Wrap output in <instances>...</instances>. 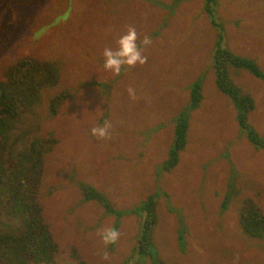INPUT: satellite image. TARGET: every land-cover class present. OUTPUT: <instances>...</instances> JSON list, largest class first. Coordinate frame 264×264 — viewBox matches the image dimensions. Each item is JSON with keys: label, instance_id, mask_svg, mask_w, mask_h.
Segmentation results:
<instances>
[{"label": "rangeland", "instance_id": "obj_1", "mask_svg": "<svg viewBox=\"0 0 264 264\" xmlns=\"http://www.w3.org/2000/svg\"><path fill=\"white\" fill-rule=\"evenodd\" d=\"M216 15L226 48L264 72V0H217ZM214 20L205 0H0V81L22 60L57 77L9 141L16 153L33 139L55 141L39 189L58 247L52 264H264V240L239 224L246 202L264 215V150L247 140L234 104L217 89ZM129 27L138 44L150 37L147 62L113 76L102 53L115 50ZM228 78L253 101L246 123L264 139V82L233 67ZM194 85L201 99L189 110ZM55 97L62 99L52 114ZM182 112L186 142L168 171ZM105 121L111 138L92 137ZM81 187L99 192L105 209L122 217L85 201ZM148 199L155 224L140 243ZM106 228L120 234L108 246L99 235Z\"/></svg>", "mask_w": 264, "mask_h": 264}, {"label": "trees", "instance_id": "obj_2", "mask_svg": "<svg viewBox=\"0 0 264 264\" xmlns=\"http://www.w3.org/2000/svg\"><path fill=\"white\" fill-rule=\"evenodd\" d=\"M217 0H205V10L215 24L217 22ZM219 25L218 41L214 46L212 67L215 73L217 89L234 104L236 121L246 130L247 140L255 147L264 150V139L256 136L246 123V116L254 109L250 98L231 83L228 70H245L264 82V72L256 61L239 57L230 52L225 45L224 29ZM57 77L49 68L31 60L19 61L12 69L6 82L0 81V264H52L58 247L45 224L39 189L44 172V157L50 152L55 141L49 139L32 140L27 148L17 153L12 151L9 141L16 125L23 115L40 101L41 91L54 87ZM62 97H55L51 103V112L58 111ZM201 99L200 85H194L190 91V105L193 110ZM184 112V111H183ZM183 112L177 123L174 142L169 153L165 169L170 171L177 163L178 155L186 142L187 123ZM85 201H97L104 209L106 200L93 190L80 188ZM145 215L139 242L155 224L152 199L141 206ZM106 210V209H105ZM108 213L122 217V213ZM239 224L249 237L264 240V215L254 204L246 202L240 212ZM156 264H159L158 262Z\"/></svg>", "mask_w": 264, "mask_h": 264}, {"label": "clouds", "instance_id": "obj_3", "mask_svg": "<svg viewBox=\"0 0 264 264\" xmlns=\"http://www.w3.org/2000/svg\"><path fill=\"white\" fill-rule=\"evenodd\" d=\"M137 32L135 27H129L126 34L121 35L116 40V48L106 47L103 50V69L111 72L113 76H119L122 70L131 69L137 65H144L147 57L142 54L143 49L151 44V39L145 36L140 43H137ZM127 93L132 100L136 99V91L133 87L127 89ZM112 125L105 121L103 125H98L90 130V135L100 140H108L111 138L110 129ZM100 238L105 246L116 243L119 238V232L114 228L103 229ZM103 260L109 259V254L105 251L102 256ZM238 259V257H237Z\"/></svg>", "mask_w": 264, "mask_h": 264}, {"label": "crops", "instance_id": "obj_4", "mask_svg": "<svg viewBox=\"0 0 264 264\" xmlns=\"http://www.w3.org/2000/svg\"><path fill=\"white\" fill-rule=\"evenodd\" d=\"M234 54V53H233ZM236 55V54H235ZM239 57H243V56H239ZM243 58H247V57H243ZM248 59H250V58H248ZM252 60H254L253 58H251ZM255 61V60H254Z\"/></svg>", "mask_w": 264, "mask_h": 264}]
</instances>
